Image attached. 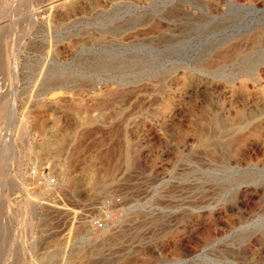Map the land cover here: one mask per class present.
I'll return each mask as SVG.
<instances>
[{
	"label": "rangeland",
	"instance_id": "rangeland-1",
	"mask_svg": "<svg viewBox=\"0 0 264 264\" xmlns=\"http://www.w3.org/2000/svg\"><path fill=\"white\" fill-rule=\"evenodd\" d=\"M0 264H264V0H0Z\"/></svg>",
	"mask_w": 264,
	"mask_h": 264
},
{
	"label": "built area",
	"instance_id": "built-area-1",
	"mask_svg": "<svg viewBox=\"0 0 264 264\" xmlns=\"http://www.w3.org/2000/svg\"><path fill=\"white\" fill-rule=\"evenodd\" d=\"M33 181L36 185L56 186L57 180L54 175H50L44 166H32L29 169ZM114 200L118 201V198ZM112 217V212L109 209H104L99 215L88 216V222L93 229L105 227Z\"/></svg>",
	"mask_w": 264,
	"mask_h": 264
},
{
	"label": "bare ground",
	"instance_id": "bare-ground-1",
	"mask_svg": "<svg viewBox=\"0 0 264 264\" xmlns=\"http://www.w3.org/2000/svg\"><path fill=\"white\" fill-rule=\"evenodd\" d=\"M31 119H32V118H31ZM35 123H36V122H35ZM37 125H38V124H37ZM36 127H37V126H36ZM35 130H36V128H35ZM48 143H49V141H48ZM65 178L67 179L68 176H66ZM40 188H41V187H40ZM40 188H39V189H40ZM39 189H38V190H39ZM40 190H41V191H39V192H42V191H43V189H40ZM39 192H38V193H39Z\"/></svg>",
	"mask_w": 264,
	"mask_h": 264
}]
</instances>
